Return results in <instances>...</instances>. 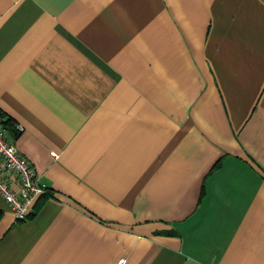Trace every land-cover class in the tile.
I'll return each mask as SVG.
<instances>
[{"label": "crops", "instance_id": "crops-1", "mask_svg": "<svg viewBox=\"0 0 264 264\" xmlns=\"http://www.w3.org/2000/svg\"><path fill=\"white\" fill-rule=\"evenodd\" d=\"M0 111V264H264V0H0Z\"/></svg>", "mask_w": 264, "mask_h": 264}, {"label": "built area", "instance_id": "built-area-1", "mask_svg": "<svg viewBox=\"0 0 264 264\" xmlns=\"http://www.w3.org/2000/svg\"><path fill=\"white\" fill-rule=\"evenodd\" d=\"M0 111V195L13 211L17 221H25L34 213L36 200L49 192L48 186L35 173L29 161L14 145ZM20 131L18 125L15 126ZM120 260L118 264H124Z\"/></svg>", "mask_w": 264, "mask_h": 264}, {"label": "trees", "instance_id": "trees-1", "mask_svg": "<svg viewBox=\"0 0 264 264\" xmlns=\"http://www.w3.org/2000/svg\"><path fill=\"white\" fill-rule=\"evenodd\" d=\"M3 117L5 116L4 114H2ZM5 128L8 129L9 131H12L14 132V126H13V123H11V120L9 118H7V120L5 121V124H4ZM13 126V127H12Z\"/></svg>", "mask_w": 264, "mask_h": 264}]
</instances>
